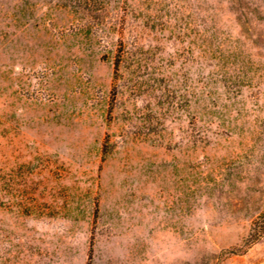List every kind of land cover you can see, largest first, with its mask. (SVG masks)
<instances>
[{
  "label": "rangeland",
  "instance_id": "obj_1",
  "mask_svg": "<svg viewBox=\"0 0 264 264\" xmlns=\"http://www.w3.org/2000/svg\"><path fill=\"white\" fill-rule=\"evenodd\" d=\"M0 264H264V0H0Z\"/></svg>",
  "mask_w": 264,
  "mask_h": 264
}]
</instances>
